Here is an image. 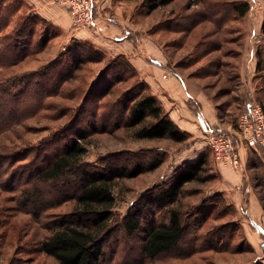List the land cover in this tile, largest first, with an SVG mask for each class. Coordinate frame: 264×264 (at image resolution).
Returning a JSON list of instances; mask_svg holds the SVG:
<instances>
[{
    "label": "trees",
    "instance_id": "1",
    "mask_svg": "<svg viewBox=\"0 0 264 264\" xmlns=\"http://www.w3.org/2000/svg\"><path fill=\"white\" fill-rule=\"evenodd\" d=\"M174 1L147 2L157 9ZM25 6L30 8L23 0H0V70L16 66L43 51L55 35L52 22L33 12L22 13L21 8ZM250 10L249 0H215L209 4L207 13L203 10L185 16L179 14L174 32L185 36L193 34L205 22L201 20L202 13L206 20L209 12L213 14L207 21L214 28L204 33L192 58L193 63L206 61L199 69L200 77H212L214 69L224 67L219 57L207 58L224 49V34L229 33L225 31L221 35L224 26L245 17ZM12 22L14 28L4 34ZM262 32L264 34V22ZM103 58L104 54L92 46L77 45L35 71L10 78L0 74V135L15 134L19 129L33 132L27 122L36 118L54 115L53 120L67 118L55 133L36 144L0 146L3 202L10 205L8 209L44 222L47 234L38 248L55 264H104L106 246L117 229L126 238L138 237L141 255L149 260L177 249H182L181 256L188 258L201 251L215 250L213 246L223 239L228 242L230 233L222 235L215 228L199 235L206 221L186 222L183 217L192 216L172 207L185 195L188 184L203 181L209 163L205 156L183 164L169 180L135 202L120 221L117 219L114 213L117 182L151 173L163 162L153 157L136 160L139 157L126 151L106 155L99 162H87L84 157L91 137L123 129L133 130L137 140L166 139L183 143L189 135L164 110L146 82L137 80L124 93L117 92L119 86L139 77L135 66L124 56L111 61L90 89L69 87L77 81L86 63ZM256 68L262 81L260 91L264 93V47L257 51ZM81 91L84 96L78 105L64 106V101L77 100ZM263 93L259 98L264 97ZM113 95L118 97L108 101ZM259 103L264 108V98ZM53 110L56 112L51 113ZM67 205L72 209L60 212ZM6 206H1L0 216Z\"/></svg>",
    "mask_w": 264,
    "mask_h": 264
},
{
    "label": "rangeland",
    "instance_id": "2",
    "mask_svg": "<svg viewBox=\"0 0 264 264\" xmlns=\"http://www.w3.org/2000/svg\"><path fill=\"white\" fill-rule=\"evenodd\" d=\"M40 1H43V12L31 4L30 0H23L30 8L22 7L21 12H33L52 22L55 26L52 32L55 35L43 51L16 66L0 70L4 78L40 69L65 51L74 50L77 45L92 46L104 54L103 60L86 63L78 73L77 81L69 87L90 89L111 61L124 56L135 66L139 77L119 86L117 92L124 93L137 80L146 82L164 110L170 117L173 116L175 123L179 121V125L176 123L178 127L189 135L183 143L166 139L137 140L133 130L123 129L113 134L91 137L84 157L87 162H99L106 155L125 151L139 157L136 160L153 157L160 158L163 162L159 169L151 173L117 182L114 187V213L117 219L120 221L135 202L152 188L169 180L183 164L205 156L209 163L203 181L188 184L185 195L172 207L180 208L184 214L192 216H184L183 220L186 222H196L199 219L206 221L198 232L199 235L215 228L222 235L230 233L231 236L228 242L223 239L222 243L213 246L215 250L201 251L188 258L181 256L184 252L182 249H177L149 260L141 255L138 237L126 238L117 229L112 232L111 241L106 246L104 264H264V233L256 235V231L253 232L259 225L249 219L246 207L250 187L264 206V152L260 155L253 149L243 161L244 170L237 174L216 167L210 147V140L214 136L233 135L237 132L240 114L251 103L262 102L264 98H259L263 93L260 91L262 81L256 71L257 51L264 47L261 27L264 22V0H249V13L224 26L221 35L225 31L229 32L224 34V49L207 58L219 57L224 67L214 69V75L205 78L200 77L198 72L206 61L193 63L192 58L204 33L214 28L208 22L213 14L209 12L207 21L204 19L206 15L202 13L201 20L205 22L191 35L185 36L174 30L179 14L185 16L203 10L207 13L209 4L215 0H175L172 4L157 9L150 7L148 0H91L92 20L87 25L76 23L67 0ZM53 11L67 15V20L63 17V23L59 24V19L52 18ZM14 25V22L9 24L4 34L10 33ZM178 43L180 47H176ZM192 89L206 97L204 105L214 114L204 111V105L190 97L191 91H194ZM83 96L84 92L81 91L77 100L64 101V106L78 105ZM117 97L118 95H113L107 100L113 101ZM55 100L61 101L59 98ZM187 109L191 110V116L186 112ZM55 112L53 110L51 113ZM52 118L55 115L27 122L33 132L19 129L15 134L0 135V146L23 147L51 136L67 121V118ZM235 140L241 151L242 146L237 137ZM228 175L238 184L234 187L239 192V202L242 201L238 206L226 196L224 184L228 181ZM2 193L0 192V208L7 206L0 216V264H55L52 258L38 248L39 242L47 234L44 222L36 221L32 216L15 209H8L10 205L3 202ZM70 205L61 208L60 212L70 211ZM193 229L194 227L191 233Z\"/></svg>",
    "mask_w": 264,
    "mask_h": 264
},
{
    "label": "built area",
    "instance_id": "3",
    "mask_svg": "<svg viewBox=\"0 0 264 264\" xmlns=\"http://www.w3.org/2000/svg\"><path fill=\"white\" fill-rule=\"evenodd\" d=\"M73 10L75 21L87 25L92 20L93 6L91 0H67ZM261 9V8H260ZM240 146L254 148L264 144V108L253 102L240 114L238 130L233 135L219 134L210 140L216 167L240 173L244 170Z\"/></svg>",
    "mask_w": 264,
    "mask_h": 264
},
{
    "label": "crops",
    "instance_id": "4",
    "mask_svg": "<svg viewBox=\"0 0 264 264\" xmlns=\"http://www.w3.org/2000/svg\"><path fill=\"white\" fill-rule=\"evenodd\" d=\"M30 1L32 2L31 4H33L41 12H43V8H44L43 1H40V0H30ZM63 17H65V19L67 20V15L63 16V14H61L59 12H56V11H53L52 18L55 19V20L59 19V21H58L59 24L63 23V21H64V20H62ZM68 20H69V18H68ZM261 27H262V24H261ZM148 83L150 85H152L149 80H148ZM192 90H194V91H191L192 93H190L191 94L190 97H192V99H197L202 105L206 104V97L204 95H202V93L197 92L195 89H192ZM202 111H203V109H202ZM204 111H207L210 114L213 113L211 111V109L209 107L207 108L205 105H204ZM186 112L189 114V116L192 115L191 114L192 112H191L190 109H187ZM171 117L174 120L173 116H171ZM176 123L179 125V121H176ZM261 146H262V148L254 149L255 151L252 148L242 147L241 148V155H242L243 161H244V159H246L248 154L252 153L253 151L256 152V153H259L261 155L262 151L264 152V144L261 145ZM249 149H252V150H249ZM220 172H223V171H220ZM227 177H228L227 178L228 181H226V183L224 184V187L226 188V191H227L226 192V196H227V198L231 199V203H234V204H236L238 206V205H240L242 203V201L239 202V199H240L239 198V192H237L236 188H234L238 184L234 181V179H231L230 175H228ZM247 194H248V196H250L246 200L247 201L246 202L247 215H248L249 219H251V221H253V222H255L256 224L259 225L258 229L256 228L255 230H253V232L256 231L254 233L256 235H260V233H264V206L262 205V201L257 196L256 192L252 189V187H250L248 189ZM249 194H251V195H249ZM261 230H262V232H261Z\"/></svg>",
    "mask_w": 264,
    "mask_h": 264
}]
</instances>
